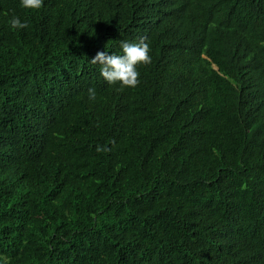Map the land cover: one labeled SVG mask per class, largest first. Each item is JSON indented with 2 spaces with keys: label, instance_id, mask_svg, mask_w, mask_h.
<instances>
[{
  "label": "trees",
  "instance_id": "obj_1",
  "mask_svg": "<svg viewBox=\"0 0 264 264\" xmlns=\"http://www.w3.org/2000/svg\"><path fill=\"white\" fill-rule=\"evenodd\" d=\"M0 264H264V0H0Z\"/></svg>",
  "mask_w": 264,
  "mask_h": 264
},
{
  "label": "clouds",
  "instance_id": "obj_2",
  "mask_svg": "<svg viewBox=\"0 0 264 264\" xmlns=\"http://www.w3.org/2000/svg\"><path fill=\"white\" fill-rule=\"evenodd\" d=\"M21 6L26 9L38 10L43 6V0H20ZM12 29H25L27 22H21L19 17L13 16L9 21ZM122 54H111L98 52L91 60L92 64L99 65L100 74L109 85L119 84L122 88L136 87L139 84L140 73L138 65L151 63L150 47L141 38L138 43L121 41ZM89 100L96 99V91L93 88L88 90ZM98 153L108 151L106 147L96 146Z\"/></svg>",
  "mask_w": 264,
  "mask_h": 264
}]
</instances>
